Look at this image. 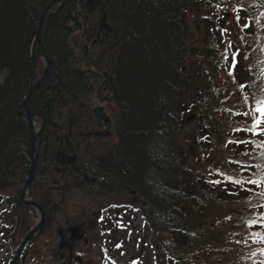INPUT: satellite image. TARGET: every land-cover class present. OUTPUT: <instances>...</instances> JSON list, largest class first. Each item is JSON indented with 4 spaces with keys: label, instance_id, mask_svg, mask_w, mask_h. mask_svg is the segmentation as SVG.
<instances>
[{
    "label": "trees",
    "instance_id": "obj_1",
    "mask_svg": "<svg viewBox=\"0 0 264 264\" xmlns=\"http://www.w3.org/2000/svg\"><path fill=\"white\" fill-rule=\"evenodd\" d=\"M51 1L0 0V192L21 188L29 170L32 131L23 101L33 69L31 43ZM236 1L245 9L233 19L238 46L247 50L244 65L233 58L238 63H231L233 69L228 65V78L216 82L213 73L229 58L219 34V23L226 21L220 8L228 0H101L100 15L122 33L113 62L116 139L87 141L60 190L54 186L52 195L33 194L54 204L52 232L59 236L58 226L70 212L82 216L80 193L121 197L133 190L146 215L135 235L140 250L135 263L142 264L143 257L144 264H264V124L248 130L256 101L264 99V29L256 17L264 20V0ZM82 3L68 1L47 13L44 43L53 67L41 89L48 84L44 89L52 95L35 94L28 102L37 127L36 113L70 105L88 86L73 65L79 40L69 16ZM201 6L207 10L200 12L201 39L189 42V10ZM240 49L235 53L244 54ZM190 57L195 60L185 72ZM38 69L39 80L45 70L41 61ZM57 92L66 101L51 97ZM71 122L76 134V117ZM44 142L37 137L40 148ZM48 142L34 186L61 174L56 140L50 136ZM100 145L110 149L101 151ZM47 158L51 176L42 168Z\"/></svg>",
    "mask_w": 264,
    "mask_h": 264
},
{
    "label": "flooded vegetation",
    "instance_id": "obj_2",
    "mask_svg": "<svg viewBox=\"0 0 264 264\" xmlns=\"http://www.w3.org/2000/svg\"><path fill=\"white\" fill-rule=\"evenodd\" d=\"M81 2L83 3L79 9L74 10L73 14H71V12L69 13L71 20L75 24L74 32H76L79 40L77 52L76 54H73L72 57H74L73 65L76 71L79 76L81 75L83 77L84 81L87 83L85 85L88 86L81 92L77 93V100L74 102L72 101V105L70 104L68 106L58 108L49 107L42 109L41 113H36V115H38L37 118L41 121L40 125L37 127V137L42 135L43 140H45V142L42 143V148L39 147V143L36 145L38 164L41 153L43 154V157L48 155L50 148L48 138L53 136L56 140V170L61 174L58 175V179H56V181L50 180L39 182L34 186V182L37 180V175L35 174L29 190V192H31L32 188V194L40 195L49 191V194L52 195L53 188L56 187V189L60 190L62 177L65 176L70 166H72L80 157V147H82L89 140L94 141L99 139L100 143H103L105 140L110 141L109 138H111L114 131L113 113L117 109L115 104L117 90L115 74L113 71V62L116 61L117 49L121 44L122 33L118 32L105 16L104 19V17L102 18L100 15L102 12L100 7L101 0H94L90 4L87 3V0H82ZM47 23L48 20L46 14L44 19V28L39 36V39L36 41L37 33L35 32V36L31 43L32 45L34 41L36 42L35 52L36 55L39 56L37 69L40 61L44 64V69L46 67L44 55L48 56V54L46 53L44 38L47 31ZM37 69L34 72L31 70L29 88L32 83L38 81V79H35V74L37 75L39 70ZM51 71L52 68L50 69L47 77L36 87L32 96L35 94L36 96L41 95L43 92L52 95L51 90L49 91L47 88L44 89L46 86L49 87L48 84L43 86L41 89V86L47 80ZM110 85L112 88V95L109 92ZM57 95L61 96L60 93L57 92L55 96L51 97L56 98ZM66 98L67 96L62 95L59 102L62 103L63 101H66ZM97 108L100 113L104 114L100 117V119L96 113ZM73 117H76L77 119V126L74 129L76 134L71 131V126L69 125L72 123L71 121L73 120ZM50 121L54 122L50 123ZM44 129L45 133H43ZM95 131H99L101 133L96 134ZM99 149L101 151L103 149L104 151H107L110 148H108L107 145H100ZM42 168L46 176L52 175L53 169L48 158L46 160L44 159V165H42ZM22 187L20 188V191L22 190ZM32 198L43 206L46 212V222L42 232L33 235V237L25 244L17 264H27V258L28 264H35L31 262V259H33V261L36 260V262H38L37 264H40L41 262L39 261H41V259L39 255L42 253L45 243H47V246L49 243L48 240H43L42 236L45 231L49 232L50 235L53 234L52 208L54 204L46 202L44 198H42L43 200L41 201L37 198ZM137 201L138 199L135 202ZM58 227L60 236V251L57 252V256L62 259L63 264H84V257H86L87 252L85 246L78 244V241L79 239H82L81 231L86 229V224H82L80 222L76 224L75 220L66 219L60 223ZM84 241L86 243L89 242V238L86 237ZM84 241L83 243L85 245ZM77 247L80 252L79 255L75 257L74 252ZM97 247L100 248L99 242H97ZM48 250L51 251L50 248H48ZM100 252L102 255V250H100ZM9 258L7 245L1 243L0 264H9ZM88 263L91 264L90 261H88Z\"/></svg>",
    "mask_w": 264,
    "mask_h": 264
},
{
    "label": "rangeland",
    "instance_id": "obj_3",
    "mask_svg": "<svg viewBox=\"0 0 264 264\" xmlns=\"http://www.w3.org/2000/svg\"><path fill=\"white\" fill-rule=\"evenodd\" d=\"M229 4H223L222 7L220 8V12L221 15L226 18L225 24L223 23H219V31H220V36L222 37V43L224 46V52H226L227 55H229L228 58V64H223L222 70L217 73H213V77L214 80L216 82H220V80H222L223 78H225L227 76L228 78V72H229V67L230 69H233V65L232 64H237L238 62H231L233 58H239V65L238 66H242L244 65V61H243V56L246 53V49L242 48L240 49V47L238 46V39L236 36L237 33V29L234 27L233 25V19L236 16V12L238 11L239 8H241L242 10H240L239 12L243 11L245 12L244 8L240 6V4L236 1V0H228ZM234 3L235 4V9L230 8V3ZM61 3V1L59 2ZM57 5H54L53 8H56ZM201 9H203L205 12L207 10H205V6H201L198 8H191L189 10V17H190V21H191V34L188 41L192 42L196 39H198V37H200L201 39V35H202V23H201V16H200V12ZM248 10V8H247ZM261 14L264 15V9H262L260 11ZM257 19L259 20V24L260 27H262V29H264V20L259 17L256 16ZM238 48L240 49V51H244L240 52V55L235 53V49ZM193 60H195L194 58H188V62H186L185 64H183V71H187L189 69V67H191V62H193ZM229 65V67H228ZM237 66V67H238ZM235 75V72L233 73ZM233 79V78H232ZM1 80V78H0ZM234 82V80H232ZM109 92L112 95V88L111 85L109 86ZM198 95H201V92L198 93ZM194 112V111H193ZM189 119H192L189 118ZM115 129V127H114ZM115 131H113V134L111 136V138H109L111 141H114L116 139L115 136ZM98 157L101 159L104 157L103 153H99ZM15 178V177H12ZM127 192V191H126ZM125 192V193H126ZM0 193H6L10 196L11 200V204L10 206V210H11V218L10 220L12 221L11 223L13 224L12 228L7 231L8 234L6 236V241L7 244L5 242H3L1 239L0 241L2 243H4L5 245H7L8 247V251H9V260H11L14 257V254L17 250V248L19 247L22 239L24 238V236L30 231L32 230L37 224H40L42 219H43V214L41 211H39L38 209H33L30 205H25V204H19V196H20V186L18 188H16L14 185H12L11 187H7L6 191L0 192ZM128 194V193H126ZM115 195H119L116 194ZM115 195H111V194H107L104 196L102 195H88V194H84V193H80L79 197L83 200V203L85 205V207L83 206V211H82V216L87 219L88 221H90V226L88 228H86L85 230H82V241L79 239L78 244H81L82 246H85L86 249V257H84V264H89L88 261L91 262V264H101L104 258V254L101 255L100 252V248L97 247V242H100L101 240V235H104V231L103 229H105L106 227L104 226V224L107 225L108 228V223H110V221L112 220L111 216H109V214L107 213V211H104V222H97V216L100 215V210L102 211L103 207H105L106 205L113 203V202H128L130 201L128 196H121V197H116ZM32 197L35 198V196L29 192L27 194V198L29 199H33ZM7 204L4 206L6 208ZM99 210V211H98ZM98 211V212H97ZM79 210L78 211H74V212H70L69 214L72 216V220H75L77 222H80L82 224H86L88 221L85 220L83 217L79 216ZM16 217V218H15ZM15 218V219H12ZM9 220V221H10ZM14 220V222H13ZM128 223V228L124 227V230H118L116 232V236L117 237H125L127 238V240L124 241V245H122V247H120V250L117 251L115 255V260L116 263L117 261L119 262L118 264H126L128 260H131V258L133 259V255L134 253L139 254L140 250L139 247H137V250L135 249L134 243L136 242L137 238L135 237V232L131 229L132 227V222H130L127 219ZM94 224V226L98 225V227L96 229L91 228V226ZM142 221L140 219L137 220L136 223H133V229L135 230V228L137 227L138 229H140L142 227ZM17 227L20 228V231H17ZM130 229V230H129ZM122 231H124L122 233ZM39 231L35 233L38 234ZM46 233V234H45ZM113 235L111 234V237ZM43 240H48V246L47 243H45L43 249H42V253L39 255L41 261L40 264H63L62 259L60 257L57 256V252L60 251L59 249V245H60V236H58L57 231L55 232V230L53 231V234L50 235L49 232L45 231L43 234ZM86 237L89 238V242H85L84 240L86 239ZM83 241L85 242V245L83 243ZM47 246V247H46ZM48 248L51 249V251L48 250ZM136 250V251H135ZM48 251V252H47ZM79 248L77 247L76 251L74 252V256L76 257L77 255H79ZM74 257V258H75ZM108 257L105 256V258ZM105 260V259H104ZM32 263L37 264L38 262L33 261V259H31ZM134 261H132V264ZM145 262H147V260L143 259L142 257V264H144ZM27 264H28V258H27Z\"/></svg>",
    "mask_w": 264,
    "mask_h": 264
},
{
    "label": "water",
    "instance_id": "obj_4",
    "mask_svg": "<svg viewBox=\"0 0 264 264\" xmlns=\"http://www.w3.org/2000/svg\"><path fill=\"white\" fill-rule=\"evenodd\" d=\"M57 1H60V0H54L52 1L48 6L47 8L43 11L42 13V16H41V20H40V24H39V28H38V31H37V37H36V41L39 39V36L42 32V29H43V25H44V19H45V15H46V12L47 10L49 9V7L51 6V4L57 2ZM94 0H88V3H92ZM35 43L34 42V45H33V50H32V54L34 56V59L36 60L37 58L35 57V52H34V48H35ZM51 68V62L50 60H48V66H47V69L45 71V74L44 76L42 77L41 81L45 79L46 75L48 74L49 72V69ZM40 81V82H41ZM38 82L37 84L35 85H32L26 98H25V101L23 103V107H24V110L27 114V117H28V120L30 122V125H31V129H32V159H31V167H30V171H29V175H28V178H27V181H26V184L23 188V191H22V194H21V198L24 199V195L27 191V188L29 187V185L31 184L32 180H33V176H34V173H35V170H36V166H37V153H36V132H35V127H34V122H33V115L31 113V111L29 110L28 106H27V102L29 100V98L31 97V95L33 94L34 90L36 89V87L38 86V84L40 83ZM96 113L98 115V118L100 119V117H102L104 114L103 113H100L99 109L97 108L96 109ZM96 134H99L101 132L99 131H96L95 132ZM26 203L28 204H34L36 206H38L39 208H42L40 207V205L35 202V201H26ZM42 212H43V219L41 221V223L39 225H37L27 236L26 238L24 239V241L22 242L21 244V247L20 249L18 250L17 252V255L15 256V258L13 259V261L11 262V264H17V260H18V256H19V253L21 252L22 248L24 247V245L26 244V242L30 239V237L33 236V234L37 231V230H40L42 229L44 223H45V213L43 211V209H41Z\"/></svg>",
    "mask_w": 264,
    "mask_h": 264
},
{
    "label": "snow or ice",
    "instance_id": "obj_5",
    "mask_svg": "<svg viewBox=\"0 0 264 264\" xmlns=\"http://www.w3.org/2000/svg\"><path fill=\"white\" fill-rule=\"evenodd\" d=\"M234 67V65H233ZM259 114L258 116L256 114ZM244 115H249V113H244ZM252 115L255 117L254 118V122L251 126V128H249V131H255L256 129L260 128V126L262 124H264V99L262 100H257L256 101V106L252 111ZM261 132H264V128H260ZM227 179L231 180L233 183H238V184H242L244 183V181L242 180H235L232 177H228ZM220 181H215L214 183H219ZM248 183H252V184H258L260 183L259 180H248ZM251 223H257V221H251Z\"/></svg>",
    "mask_w": 264,
    "mask_h": 264
}]
</instances>
